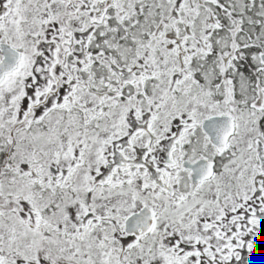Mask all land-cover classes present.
Wrapping results in <instances>:
<instances>
[{
	"label": "flooded vegetation",
	"instance_id": "af4514ba",
	"mask_svg": "<svg viewBox=\"0 0 264 264\" xmlns=\"http://www.w3.org/2000/svg\"><path fill=\"white\" fill-rule=\"evenodd\" d=\"M0 74V264H264V0H0Z\"/></svg>",
	"mask_w": 264,
	"mask_h": 264
},
{
	"label": "rangeland",
	"instance_id": "374dc122",
	"mask_svg": "<svg viewBox=\"0 0 264 264\" xmlns=\"http://www.w3.org/2000/svg\"><path fill=\"white\" fill-rule=\"evenodd\" d=\"M63 205H66V206H70L71 205V203H70V201L69 200H65V201H63Z\"/></svg>",
	"mask_w": 264,
	"mask_h": 264
}]
</instances>
